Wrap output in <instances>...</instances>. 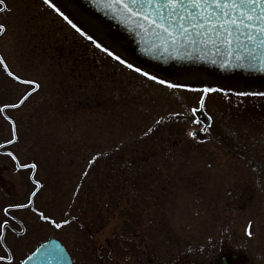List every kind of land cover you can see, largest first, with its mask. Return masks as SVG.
Masks as SVG:
<instances>
[{
	"label": "rangeland",
	"instance_id": "374dc122",
	"mask_svg": "<svg viewBox=\"0 0 264 264\" xmlns=\"http://www.w3.org/2000/svg\"><path fill=\"white\" fill-rule=\"evenodd\" d=\"M53 2L122 58L188 87H168L128 69L43 0H0V58L15 76L39 85L9 77L0 65V108L25 98L5 110L15 137L0 112V236L9 220L4 209L33 202L13 210L23 234L5 235L18 262L55 236L75 264H98L101 245L105 264H223V257L232 262L234 254L243 264H264V132L248 126L230 137L217 125L231 127L227 118L219 119L227 102L264 100L237 93L264 92V86L150 70L82 6ZM87 64L94 67L88 74ZM110 72L115 83L124 74L122 82L136 92H123L114 82L104 96L91 91L86 77ZM205 86L223 89L207 93L204 109L216 117L207 128L199 112L203 93L192 90ZM98 169L104 179L89 196L85 189ZM105 243L115 247L112 257Z\"/></svg>",
	"mask_w": 264,
	"mask_h": 264
},
{
	"label": "snow or ice",
	"instance_id": "6c2138e0",
	"mask_svg": "<svg viewBox=\"0 0 264 264\" xmlns=\"http://www.w3.org/2000/svg\"><path fill=\"white\" fill-rule=\"evenodd\" d=\"M44 4L60 15L73 29L85 37L88 41L95 45L120 64L136 73L147 77L152 81L160 84H166L168 87H188L187 85L172 84L169 81L158 78V76L150 74L141 67L135 66L132 62L122 58L115 51L110 50L102 41H98L93 35L89 34L73 19L69 18L61 7H58L53 0H43ZM104 3V0H101ZM105 6L117 12L122 19L131 23L136 28L150 31L160 43L153 44L156 51L168 52L169 50L180 52L181 50H189L186 54L190 55L193 51L201 54H207L210 58H214L212 62L221 63L222 67H254L260 66L264 70V0H114L112 3H105ZM5 31L4 25L0 24V33ZM0 65H4L5 71L9 77L24 83L32 84L33 81L21 80L19 76H15L8 70L3 58H0ZM193 91H201L204 94L223 91V89L211 88L208 86L202 89H192ZM239 96H264V92H239ZM25 98H21L18 104L5 105L0 108V112L6 108H17L23 104ZM205 96L202 95L199 101L200 109L204 107ZM197 109H193L195 112ZM160 124L161 121H156ZM153 131L152 128L148 130ZM206 131V129H201ZM189 135H193L190 133ZM13 136H16L15 128H13ZM8 144L13 143L12 140L7 141ZM9 156L15 160L16 157L12 153ZM20 167V165H18ZM24 167H29L24 165ZM31 168H35L33 163ZM35 196V193L32 194ZM32 203L14 205L16 208H25ZM8 211L7 208L4 209ZM40 218L49 221V216L43 212L39 213ZM69 221L64 220L62 223L67 224ZM56 228L62 226L61 223H55ZM7 221H5V226ZM250 227V226H249ZM247 231V235L251 236V231ZM62 250L54 249L55 254H59ZM50 252L49 254H53ZM33 256L28 257L32 260ZM9 261L13 259L11 255L7 257ZM0 260H4L0 256ZM20 264H24L21 261Z\"/></svg>",
	"mask_w": 264,
	"mask_h": 264
},
{
	"label": "water",
	"instance_id": "95a60500",
	"mask_svg": "<svg viewBox=\"0 0 264 264\" xmlns=\"http://www.w3.org/2000/svg\"><path fill=\"white\" fill-rule=\"evenodd\" d=\"M86 10L90 11L97 19L106 25L115 36L121 41L120 44L132 53L134 56L142 60L147 66L170 72L171 69H177L185 73L203 70L212 73L222 79H262L264 78V70L259 65L254 67H222L219 62H212L214 58H210L207 54L192 52L186 54L189 50H181L175 52L156 51L153 44L160 42L152 36L150 31L136 28L129 22H126L121 16L105 6V3H112L114 0H73ZM202 110V109H201ZM210 123V119L208 121ZM54 249L62 250L58 255L53 252ZM53 252V254H49ZM32 260L28 257L33 256ZM25 260L24 264H72V259L65 246L57 239L50 240L41 244L31 255Z\"/></svg>",
	"mask_w": 264,
	"mask_h": 264
},
{
	"label": "trees",
	"instance_id": "16d2710c",
	"mask_svg": "<svg viewBox=\"0 0 264 264\" xmlns=\"http://www.w3.org/2000/svg\"><path fill=\"white\" fill-rule=\"evenodd\" d=\"M106 63V62H103ZM94 66L97 67V63H94ZM91 67V68H90ZM113 67V65L111 66ZM110 67V69H111ZM94 67H92V64H87L86 68L84 69L85 72L88 74V71H90V69H92ZM115 69V68H114ZM93 71V70H92ZM91 71V72H92ZM119 72V69L116 70V73ZM104 73V72H103ZM114 72H110L108 73V76L104 75H99V76H94V75H88L86 77L87 83L90 84L91 86V91H94V93H96V95H102L106 93V91L109 89V87H111L112 82H114V79L117 78H113L115 77L114 75L116 74ZM121 73V72H120ZM119 75V74H118ZM85 76V74H84ZM83 76V77H84ZM124 74H120L118 77V81H116L115 85H117L119 87V89H122L123 92H136V90L128 83L126 82H122L124 80ZM83 77L81 79H83ZM108 77H112L111 79ZM126 78V77H125ZM108 79H110L108 81ZM257 87V89H259V86L256 85H250L249 87ZM247 87V86H246ZM108 88V89H106ZM248 99L243 101H240L237 104H234L231 106L230 102L224 104L222 106V110L220 111L222 113V116H224V118H219L220 120L224 119L225 122L226 118L228 120V122H231V127H228L226 124H224L222 126V122L218 125V129L222 130V127H225L224 131H227L229 134H227L230 137H237V132H239L240 130H243L242 128L245 127H251V130H254V133L258 134V131L264 132V106L261 107L262 105H264V100H260L258 102H254L251 99L249 101H247ZM208 103V100L206 101V105ZM258 103V104H257ZM207 107V106H206ZM228 108V110H227ZM219 112V111H218ZM212 115V114H211ZM219 115V113H218ZM217 116V115H216ZM212 119L214 120L216 117L211 116ZM217 121V120H216ZM214 125V123H213ZM212 125V126H213ZM212 126L210 128H212Z\"/></svg>",
	"mask_w": 264,
	"mask_h": 264
},
{
	"label": "flooded vegetation",
	"instance_id": "af4514ba",
	"mask_svg": "<svg viewBox=\"0 0 264 264\" xmlns=\"http://www.w3.org/2000/svg\"><path fill=\"white\" fill-rule=\"evenodd\" d=\"M103 173H104V171H102L101 169H98L96 174H95V178L93 180L94 183L89 184L91 186H87L86 187L85 192L88 190L87 194L89 196H90L89 190L93 189L96 184H100V182H101L100 179H104V174ZM88 197H86V199ZM15 208L16 207H14V206L7 207L8 211L7 212L4 211L5 215L7 216V218L9 220L7 221V225L6 226H5V221L2 222V228H1L2 229V234L0 236V251H1L0 256H3L4 260H0V264H20V262L24 260L23 259V260H20L18 262V259H16L15 255H14L15 251L13 252V249H11V247L9 246V244L5 240L6 239L5 238L6 233H9V234H11L12 236H15V237H16V235L18 237H20L23 234V232H22V226H23L22 222L14 214V211H13ZM18 224L21 227V231H18V229H17L18 228ZM87 230H89V228H87ZM108 239L109 238L106 237L107 242H108ZM105 244H107V250L106 251L107 252L110 251V257H112L111 255L115 251V247L111 243H105ZM99 245H101V244H99ZM68 250H69V248H68ZM102 251H103L102 245L101 246H97V253H98L97 254V256H98L97 261H98V264H105L104 259H105V256H106V252L102 253ZM69 252H70V254L72 256V262H73V264H75V257L73 255V253L70 250H69ZM9 255H11L13 257V259L11 261H9L7 259V257ZM108 256H109V254H108ZM222 260H223V264H243L242 261H240L238 259V256L236 254H234L232 256V262H230V260L227 259L226 257H223Z\"/></svg>",
	"mask_w": 264,
	"mask_h": 264
}]
</instances>
